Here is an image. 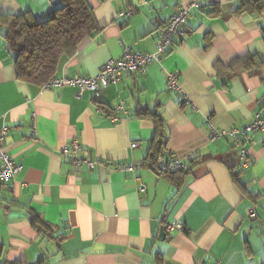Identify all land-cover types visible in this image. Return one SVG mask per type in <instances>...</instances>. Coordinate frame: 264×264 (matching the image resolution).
Segmentation results:
<instances>
[{
	"label": "crops",
	"instance_id": "1",
	"mask_svg": "<svg viewBox=\"0 0 264 264\" xmlns=\"http://www.w3.org/2000/svg\"><path fill=\"white\" fill-rule=\"evenodd\" d=\"M87 2L100 30L61 59L55 78L95 76L128 48L155 55L170 17L189 3L201 8L166 55L98 99L21 81L0 35V134L6 130L5 150L22 167L11 188H0V264H264L263 133L244 143L245 171L232 139L210 140L213 128L230 131L257 114L264 121V0ZM60 4L0 0V15L43 22ZM129 9L134 15L118 16ZM172 72L181 93L167 89ZM141 108L164 118L165 155L184 161L182 180L150 168L156 132L136 116ZM75 140L81 157L99 162L93 170L62 154ZM118 163L139 168L121 173ZM34 216L45 227L34 228Z\"/></svg>",
	"mask_w": 264,
	"mask_h": 264
},
{
	"label": "built area",
	"instance_id": "2",
	"mask_svg": "<svg viewBox=\"0 0 264 264\" xmlns=\"http://www.w3.org/2000/svg\"><path fill=\"white\" fill-rule=\"evenodd\" d=\"M193 8H201L198 3H189L179 8L167 21L166 26L158 38L157 54H145L141 52H134L131 49H126L123 56L117 60L107 61L99 73L95 76H81L75 75L72 77L53 78L44 85L45 88H62L64 86L75 87L78 90V96L82 97L86 91H92L95 98H99L104 90L109 86L117 85L121 82L123 77L127 74H134L137 72H146L149 64L154 60L161 59L166 55L172 46L174 40L178 37H182L186 33V27L188 19ZM135 10L129 9L122 11L118 14L119 17H130L134 15ZM167 89L171 92L181 93V85L179 81V74L172 72L168 74ZM117 113L123 111V103L117 107ZM261 131L264 137V121L262 117L255 115L252 122L244 124L241 127L231 129L230 131H221L217 128H213V134L210 136L211 141H215L218 138L228 137L233 141V147L238 157V165L240 170H246L250 167V153L249 149L244 144L245 141L251 138L252 134ZM7 135L6 130L0 134V188H11L12 181L15 175H17L22 167L15 164L10 154L5 150L4 139ZM264 140V138H263ZM253 144V141H249ZM139 146L137 143L131 144V149H135ZM82 147L78 141H73L71 145H65L62 148V154L71 162L74 166H86L93 170L98 164V161L81 157ZM185 163L183 160L174 156H161L156 162V170L159 173H174L185 170ZM115 171L121 173L134 174L139 168L138 165L121 163L113 164ZM140 191L145 192V185L140 186ZM255 212L249 211L248 216L254 217ZM170 230L180 229L179 224H170L168 226ZM214 264H221L216 262Z\"/></svg>",
	"mask_w": 264,
	"mask_h": 264
},
{
	"label": "trees",
	"instance_id": "3",
	"mask_svg": "<svg viewBox=\"0 0 264 264\" xmlns=\"http://www.w3.org/2000/svg\"><path fill=\"white\" fill-rule=\"evenodd\" d=\"M60 1L61 4L53 9L50 18L43 22L37 21L29 13L5 17L0 15V35L14 59L18 78L25 83L44 86L55 78L61 59L74 54L85 39L93 37L100 30L87 0ZM250 61L256 65L253 58ZM98 106L103 109L100 103ZM135 114L138 118L150 120L154 125L156 137L147 162L150 168L157 171L156 162L165 155L167 149L164 118L147 108H141ZM235 168L233 174H236ZM160 174L171 179L181 175L182 180L187 172ZM32 224L36 229L37 225L45 227L37 216L32 219Z\"/></svg>",
	"mask_w": 264,
	"mask_h": 264
}]
</instances>
